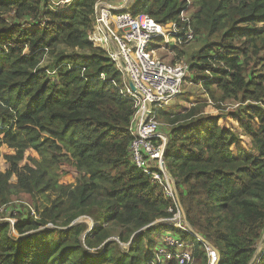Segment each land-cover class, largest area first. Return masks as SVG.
Segmentation results:
<instances>
[{
	"label": "trees",
	"instance_id": "obj_1",
	"mask_svg": "<svg viewBox=\"0 0 264 264\" xmlns=\"http://www.w3.org/2000/svg\"><path fill=\"white\" fill-rule=\"evenodd\" d=\"M95 1L73 0L53 11L45 0H0V143L13 149L0 171V204L14 190L57 193L37 219L28 213L12 225L0 222V264H176L157 263L156 250L163 245L154 235L164 231L191 243L192 264H207L203 243L190 231L157 222L172 216L173 203L130 160L136 108L121 92L122 72L84 30L93 22ZM192 5L195 37L202 31L219 36L198 51L192 65H201L203 90L213 101L212 86L224 97L264 102V86L254 80L263 79L247 71L245 61L264 49V0H192ZM189 6L185 0H140L132 13L166 24ZM235 41L245 46L242 51ZM60 44L72 52L54 55L52 73L39 68ZM235 104L236 110L219 115H200L207 101L182 113L155 111L172 126L164 163L185 218L219 252L216 264H249L264 229V109ZM225 117L237 123L248 146L221 123ZM28 147L39 161L25 157ZM65 165L72 167L74 185L57 182L56 171ZM93 209L97 224L82 243L86 225L70 224ZM112 236L118 241L104 243ZM258 264H264V253Z\"/></svg>",
	"mask_w": 264,
	"mask_h": 264
},
{
	"label": "built area",
	"instance_id": "obj_2",
	"mask_svg": "<svg viewBox=\"0 0 264 264\" xmlns=\"http://www.w3.org/2000/svg\"><path fill=\"white\" fill-rule=\"evenodd\" d=\"M72 1L45 0L51 10L54 7L57 11L65 10ZM132 2L133 0H96L93 23L103 38L102 47L106 56L124 76L106 34L118 46L127 74L136 90L132 91L124 79L121 92L125 98L134 101L136 108L129 126L133 136L128 147L130 160L143 173L149 175L151 181L159 185L163 195L173 203L174 210L168 209L173 213L172 216L160 221L183 229L185 224L181 214L184 210L174 181L167 175L164 163L168 136L160 129L161 123L157 120L155 111L167 106L182 93L189 65L183 58L178 57L177 51L179 47L192 41L195 35L189 25L190 20H186L183 14L176 21L161 24L145 13L133 14ZM146 102L151 104L150 110L147 109ZM262 107L264 108V104ZM186 227L184 230L188 229ZM164 242L156 250L157 263L174 260L176 264H192L191 252L184 241L167 236ZM202 243L208 258L207 264H216L219 252L207 241ZM263 252L264 229L255 243L252 258L256 259ZM255 262L258 264L257 259Z\"/></svg>",
	"mask_w": 264,
	"mask_h": 264
},
{
	"label": "rangeland",
	"instance_id": "obj_3",
	"mask_svg": "<svg viewBox=\"0 0 264 264\" xmlns=\"http://www.w3.org/2000/svg\"><path fill=\"white\" fill-rule=\"evenodd\" d=\"M139 1L140 0H133V2H132L133 6H131V8L134 7L135 5H137ZM186 2L188 4H190V6L186 10L180 11L178 16L180 14H183L186 20H187V18L190 20L191 15L193 14V12L195 10H197V7L192 5V0H189ZM54 10H55V8L53 7V11ZM55 11H57V10H55ZM12 14H13V12L9 13L8 14L9 17H12L13 16ZM189 25H190L191 29L193 30L190 23H189ZM24 27L30 28L31 26L28 24H25ZM84 30L88 34L89 38L93 41L95 46H97V47L101 46L102 47V41H103L102 39L103 38H101V34L95 29V25L93 22L91 23V25L88 28H85ZM213 42H219V36L210 37L206 33H204V31H202L200 33V35H196V37L194 36L192 41L183 45V47L178 48L177 55H178V57L183 58L184 61L189 65V72H188L187 76L184 78L185 81H184V84L182 87V93L179 94L177 96V98L174 101H172L170 104L163 107V109L166 112L182 113L184 110H187L191 105H194V104L199 103V102H205V101H207V103L209 105L206 106L205 111L200 113V115H202V116H205L206 112L211 114V115H217V114L219 115V114H226L229 111L236 110L237 105L235 104V102H239L240 105H245V104L254 105L253 103H255V104H258L259 106H262L264 104V102H261L262 100H260V99L247 100V101L243 102L241 100H236L232 95H230L228 97H224L223 93L221 91H217L216 89H214L213 86L211 88V92H212L213 97L215 98L216 101L211 100L210 95L206 94V92L202 88V83H201L202 80L200 79L201 82L198 81L199 76L197 77V75L200 73L199 67H201V65L200 64L198 65V63L196 65V67H192V65L196 64V59H197L196 57H197L198 51L204 45L209 44V43H213ZM234 45L238 46V49L240 51H242L243 48L245 47L244 45H242L241 43L239 44L236 41L234 42ZM72 50L73 49L65 46L64 44L58 45L52 51V54H49V52H47V54L44 56V58L39 63V65H38L39 68L47 67L48 71L52 73L53 68H54V58H55L54 55H56L58 52L69 53V52H72ZM251 50H253V49H251ZM255 51H257V52H255V53L253 52L254 54L251 53L245 59L246 70L247 71H253V73L260 75L263 80H259L258 78H257L258 80H256V79H254V80L257 83L264 86V49L258 50V48H257V49H255ZM79 52L82 53V52H85V50L84 51L79 50ZM166 57H169V56H166ZM124 79H125V76H124ZM214 106H216L218 108L216 109ZM202 116H197L196 119L199 117H202ZM156 117H157V120L161 123L160 129L163 132L167 133V131H169V130L171 131V128H172L171 125L167 124V122L161 116H156ZM179 123H182V122H179ZM221 123H224V124H226V126L234 128L239 133V136H238L239 137V140H238L239 144L243 145V146H248V143H249L248 139L245 137V135L240 134V130H239L237 123L235 121H233L229 117H225L224 121H221ZM12 150L13 149L8 148L5 144L0 143V171H3L5 166L7 165V161L5 159V156L8 154H11L13 152ZM25 157L27 159H29L30 161H31V158H33L35 161H39V159H40V156L31 147H28L25 150ZM55 177L57 178L58 184H62L65 186H71V185L75 184L74 183L75 177L73 176L72 167L69 165H65L64 167L57 169ZM170 178L174 181L175 188L179 192V190L176 186L175 180L172 177H170ZM31 196H29L28 194H24L18 190H14L11 197H9V201L5 204H0V222L1 221H7V222L13 224L15 217L24 218L25 216H27L28 213L32 216V218L37 219L41 215V211L45 207L49 206L50 202L54 198L57 197V193L54 190H49V191H45L44 194H42L40 192H34ZM95 211H97V210L93 209L89 214L88 213L82 214L76 218L77 219L76 223H83L86 225V227H85V229L82 232V235L80 237V240L82 243L84 242L85 236H87L92 231L91 230L92 227H94V225L97 224V221L95 219H93V217H92L93 213H95ZM181 217L185 218L184 212L181 214ZM159 220H157V222ZM52 227H54L52 224H47L45 226V228H52ZM185 227L186 226L184 225L183 229H185ZM176 228H178V227H176ZM178 229H181V228L179 227ZM187 230H188V232L190 231L189 229H187ZM193 231L196 235H198V233H196L194 229H193ZM86 233H88V234H86ZM190 233H191V231H190ZM10 234L14 235V236L17 235V233L13 229L10 230ZM170 234H172V233H170ZM170 234H168L164 231V232H160L159 234L154 235V238H156V242L160 241L159 243L161 245H164V243H165L164 238H166L167 236H171L175 239H178L175 236L170 235ZM110 239L111 240L112 239L117 240L116 236H112ZM185 243L188 245V247H189L188 249L190 251L191 243L187 242V241H185ZM119 245L122 249H124V248H126L127 243H119ZM90 251H95V249H91ZM263 253H260L257 256V258H256L257 262L260 261ZM254 259L255 258H252L250 260L251 264H256V262H255L256 259L255 260ZM149 264H153V262L150 261Z\"/></svg>",
	"mask_w": 264,
	"mask_h": 264
},
{
	"label": "water",
	"instance_id": "obj_4",
	"mask_svg": "<svg viewBox=\"0 0 264 264\" xmlns=\"http://www.w3.org/2000/svg\"><path fill=\"white\" fill-rule=\"evenodd\" d=\"M106 37H107V40H108L110 46L112 47V49L114 50V52L116 53V55H117V57H118V60H119L120 66H121V68H122V70H123V73H124V76H125V80H126V83H127L128 87H129L132 91H135V92H136L135 87H134V85L132 84V82H131V80H130L128 74H127L126 67H125V64H124V61H123L122 57L120 56L118 46H117L116 43L113 41V39H112L111 37H109L107 34H106ZM146 104H147V109L150 110V109H151V104H150L149 102H146ZM165 147H166V145H165ZM167 175H168L169 177H171V175H170V173H169L168 171H167ZM159 221H160V220H159ZM183 221H184V224L187 226V228L191 231V233H192V234H193L198 240H200L201 242H205V240H204L201 236L196 235V234L194 233L193 229L191 228V226H190L189 223L187 222L186 218H183ZM76 222H77V219H75L74 221H72V223L70 224V226H71V225H74ZM142 229H143V228H142ZM142 229H140V230H142ZM140 230H139V231H140ZM108 240H111V239H110V238L107 239L104 243H106ZM249 264H251V262H250Z\"/></svg>",
	"mask_w": 264,
	"mask_h": 264
},
{
	"label": "crops",
	"instance_id": "obj_5",
	"mask_svg": "<svg viewBox=\"0 0 264 264\" xmlns=\"http://www.w3.org/2000/svg\"><path fill=\"white\" fill-rule=\"evenodd\" d=\"M103 46V45H102Z\"/></svg>",
	"mask_w": 264,
	"mask_h": 264
}]
</instances>
